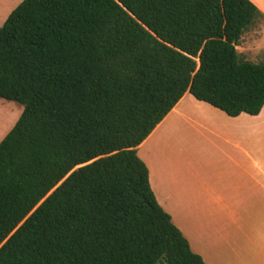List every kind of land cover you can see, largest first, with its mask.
<instances>
[{
    "label": "trees",
    "instance_id": "obj_1",
    "mask_svg": "<svg viewBox=\"0 0 264 264\" xmlns=\"http://www.w3.org/2000/svg\"><path fill=\"white\" fill-rule=\"evenodd\" d=\"M251 0H23L0 27V264H205L157 202L137 148L190 93L264 107L237 47Z\"/></svg>",
    "mask_w": 264,
    "mask_h": 264
},
{
    "label": "crops",
    "instance_id": "obj_2",
    "mask_svg": "<svg viewBox=\"0 0 264 264\" xmlns=\"http://www.w3.org/2000/svg\"><path fill=\"white\" fill-rule=\"evenodd\" d=\"M195 100L137 148L151 188L205 264H264V107L232 118Z\"/></svg>",
    "mask_w": 264,
    "mask_h": 264
},
{
    "label": "rangeland",
    "instance_id": "obj_3",
    "mask_svg": "<svg viewBox=\"0 0 264 264\" xmlns=\"http://www.w3.org/2000/svg\"><path fill=\"white\" fill-rule=\"evenodd\" d=\"M23 0H0V27H2L12 11ZM264 7V0H251ZM263 14L264 11L260 9ZM239 54L247 61L264 63V19L260 18L243 35L237 47ZM196 101V100H195ZM23 112V106L0 98V142L13 129Z\"/></svg>",
    "mask_w": 264,
    "mask_h": 264
}]
</instances>
